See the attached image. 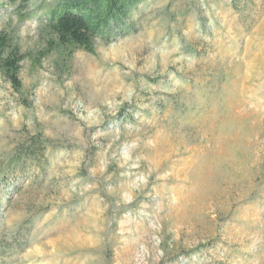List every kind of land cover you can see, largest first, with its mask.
Wrapping results in <instances>:
<instances>
[{
    "label": "rangeland",
    "instance_id": "obj_1",
    "mask_svg": "<svg viewBox=\"0 0 264 264\" xmlns=\"http://www.w3.org/2000/svg\"><path fill=\"white\" fill-rule=\"evenodd\" d=\"M64 1L0 0L25 55L20 93L0 74V264H264V0H142L94 53L55 47ZM31 135L49 164L17 192Z\"/></svg>",
    "mask_w": 264,
    "mask_h": 264
},
{
    "label": "trees",
    "instance_id": "obj_2",
    "mask_svg": "<svg viewBox=\"0 0 264 264\" xmlns=\"http://www.w3.org/2000/svg\"><path fill=\"white\" fill-rule=\"evenodd\" d=\"M68 0L58 4L48 22L55 36V47L70 51L85 50L94 53L96 37L112 40L134 31L132 24L123 25L129 12L142 0ZM25 55L21 52L16 36L6 29L0 31V74L16 92H21V62ZM50 141L41 135H31L20 142L9 160L8 171L13 173L15 185L18 180L39 179L48 167L47 150ZM21 184L15 185L18 192ZM15 191V192H16Z\"/></svg>",
    "mask_w": 264,
    "mask_h": 264
}]
</instances>
